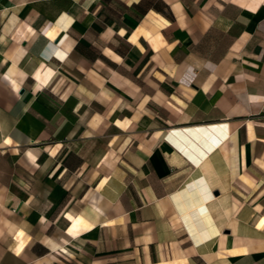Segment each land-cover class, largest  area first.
I'll return each mask as SVG.
<instances>
[{"label": "crops", "instance_id": "crops-1", "mask_svg": "<svg viewBox=\"0 0 264 264\" xmlns=\"http://www.w3.org/2000/svg\"><path fill=\"white\" fill-rule=\"evenodd\" d=\"M0 264H264V0H0Z\"/></svg>", "mask_w": 264, "mask_h": 264}]
</instances>
